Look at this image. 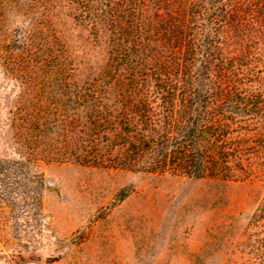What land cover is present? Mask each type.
<instances>
[{
	"label": "rangeland",
	"instance_id": "1",
	"mask_svg": "<svg viewBox=\"0 0 264 264\" xmlns=\"http://www.w3.org/2000/svg\"><path fill=\"white\" fill-rule=\"evenodd\" d=\"M79 1L0 0V264H261L258 176L225 182L24 154L13 112L54 108L56 85H82L108 61L109 32ZM81 129L66 132L68 148ZM55 131L45 140L64 141Z\"/></svg>",
	"mask_w": 264,
	"mask_h": 264
},
{
	"label": "trees",
	"instance_id": "2",
	"mask_svg": "<svg viewBox=\"0 0 264 264\" xmlns=\"http://www.w3.org/2000/svg\"><path fill=\"white\" fill-rule=\"evenodd\" d=\"M78 4L94 29L101 22L108 30V61L82 85H56L54 108L13 112L24 154L195 179L264 180V0ZM21 45L28 51L27 38ZM78 124L83 137L68 148L65 134ZM53 129L65 142L45 140ZM260 221L264 203L252 217ZM259 243L256 258L264 264V237Z\"/></svg>",
	"mask_w": 264,
	"mask_h": 264
}]
</instances>
